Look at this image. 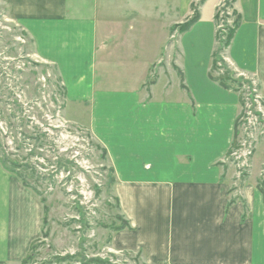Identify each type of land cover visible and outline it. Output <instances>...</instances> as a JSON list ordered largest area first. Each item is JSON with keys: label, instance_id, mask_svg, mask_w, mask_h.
<instances>
[{"label": "crops", "instance_id": "crops-1", "mask_svg": "<svg viewBox=\"0 0 264 264\" xmlns=\"http://www.w3.org/2000/svg\"><path fill=\"white\" fill-rule=\"evenodd\" d=\"M112 1L0 0L30 40L34 61L55 72L67 120L86 128L104 151L112 193L129 226L114 232L109 249L142 264H264L259 164L248 165L243 176L224 164L241 112L239 94L209 78L214 13L224 0H207L183 34L165 31L179 23L159 10L147 25L137 24L152 30V20L162 32L146 48L136 31L123 27L148 16L126 6L116 13ZM193 1H180L184 18ZM233 9L241 24L223 60L237 79L255 86L264 105V0H235ZM114 67L135 76H112ZM43 222L40 197L0 162V264H22Z\"/></svg>", "mask_w": 264, "mask_h": 264}, {"label": "rangeland", "instance_id": "rangeland-1", "mask_svg": "<svg viewBox=\"0 0 264 264\" xmlns=\"http://www.w3.org/2000/svg\"><path fill=\"white\" fill-rule=\"evenodd\" d=\"M180 1L113 0L110 8L117 13L118 7L126 6L148 16L145 22L137 18L123 27L128 34L136 31L134 35L142 40L138 43L146 48L155 44L156 37L158 42L162 40V32H156L152 20V30L150 26L139 29L137 24L147 25L159 10L165 11L168 22L186 23L192 18V5L197 8L200 0L187 7L191 14L186 18L184 9L177 11ZM222 4L216 8L214 16L218 19L214 23L216 33L225 41L235 17L232 0ZM163 28L172 34L169 25ZM176 52L175 47L174 57ZM163 53L167 55L165 49ZM165 63L164 59L157 67ZM214 63L212 76L228 80L241 103L236 141L224 164L243 176L257 162L263 178L264 124L260 112L264 105L259 93L255 95L259 96L257 101L250 83L246 86L236 81V74L229 76L223 67V53ZM110 70L112 76H135L132 69ZM171 88H175V81ZM245 150L251 154L242 170L233 154ZM105 159L87 129L67 120L64 91L55 72L34 61L30 40L0 6V162L38 194L45 210L41 235L23 264H142L138 256L109 249L110 239L123 221L112 193V171Z\"/></svg>", "mask_w": 264, "mask_h": 264}, {"label": "trees", "instance_id": "trees-1", "mask_svg": "<svg viewBox=\"0 0 264 264\" xmlns=\"http://www.w3.org/2000/svg\"><path fill=\"white\" fill-rule=\"evenodd\" d=\"M207 0H200L197 8H194V6L192 5V18H190L186 23L182 24V25H176L174 26L173 28H171L172 32H177L179 34H183V33H186L188 32L191 27L199 20V12H198V8L199 6L203 5ZM235 0H232V5L234 3ZM223 5V4H222ZM221 5V6H222ZM194 8V9H193ZM220 9V8H219ZM218 11H216V14H217ZM234 17H235V22L233 24V26L228 29L227 31V37L225 39V41H221V38L218 36V32L216 33V50L214 51V53L212 54V63H211V72H210V80L211 81H214L216 82L222 89L224 90H233L232 87L230 85L227 84L228 80H225V79H222V78H214L211 76V73H212V69H213V65L215 64V60H216V57L219 56L220 54L224 53L225 50L229 47L230 45V42L232 41L236 31L238 30L240 24H241V17L234 11ZM217 19H218V15H215L214 16V22L216 23L217 22ZM227 71V73L229 74L230 77H233L234 75L225 67L223 66ZM178 75L180 76L181 80H182V74L180 72H178ZM236 80V79H235ZM238 83H243L245 84L246 86H249V83L246 81H244L243 79H238L236 80ZM233 84H236L235 82H232ZM241 104V103H240ZM239 118V117H238ZM237 122H238V119L235 123V127H234V135H233V143H232V146L231 148L234 146V143L236 141V135H237ZM230 148V150H231ZM230 150L228 151V154L226 156V158L228 157L229 153H230ZM3 165V164H2ZM4 166V165H3ZM7 169V168H6ZM8 170V169H7ZM12 172V171H11ZM14 173V172H13ZM241 175V173H240ZM19 177V176H18ZM23 183V182H22ZM24 184V183H23ZM25 185V184H24ZM25 187L27 188H30L28 187L27 185H25ZM257 189L258 191L260 192V194L262 195V198H263V203H264V176H263V180L257 185ZM33 190V189H32ZM34 191V190H33ZM36 193V192H35ZM37 194V193H36ZM38 195V194H37ZM45 211V210H44ZM44 223V222H43ZM123 229H129V226L126 222L123 221V225L122 227L118 228L117 230H115V232H118L120 230H123ZM23 264V262H22Z\"/></svg>", "mask_w": 264, "mask_h": 264}, {"label": "built area", "instance_id": "built-area-1", "mask_svg": "<svg viewBox=\"0 0 264 264\" xmlns=\"http://www.w3.org/2000/svg\"><path fill=\"white\" fill-rule=\"evenodd\" d=\"M252 93H253V96L256 97V100L259 101V96H255L256 93H257V90L255 88L254 85H252ZM262 114V122L264 124V111L263 113L260 112ZM257 118V117H255ZM251 152L248 151V150H245V151H240V152H237L235 154H233V157L235 158L236 161H240L239 165L242 167V166H246L247 165V161H246V158L248 156H250ZM242 170H243V167H242ZM239 173V172H238ZM240 174V173H239Z\"/></svg>", "mask_w": 264, "mask_h": 264}]
</instances>
